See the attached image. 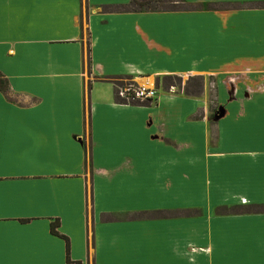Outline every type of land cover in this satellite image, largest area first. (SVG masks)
I'll return each mask as SVG.
<instances>
[{
    "label": "crops",
    "instance_id": "1",
    "mask_svg": "<svg viewBox=\"0 0 264 264\" xmlns=\"http://www.w3.org/2000/svg\"><path fill=\"white\" fill-rule=\"evenodd\" d=\"M186 1L0 0V264H264V0Z\"/></svg>",
    "mask_w": 264,
    "mask_h": 264
},
{
    "label": "trees",
    "instance_id": "2",
    "mask_svg": "<svg viewBox=\"0 0 264 264\" xmlns=\"http://www.w3.org/2000/svg\"><path fill=\"white\" fill-rule=\"evenodd\" d=\"M191 5L188 4L186 0H130L128 4L125 5H117V6H104V9H108L109 11H117V12H145V11H162V10H180V9H190ZM88 51H90V48L88 47ZM170 76L165 77V81L169 80ZM106 80L113 82L115 87H116V101L118 103L122 104H129L123 100H121L118 95H117V87L118 85L124 84L125 81H131L133 80L130 77H108ZM192 81L196 82V88L193 90L191 88V85H189L184 89L185 93L187 94H198L201 92L203 88V81L202 77H194L191 78ZM173 85L171 82H168L166 86ZM92 86V82L89 81L88 83V92H90ZM9 89V83L7 78L0 72V90L3 91L4 93H7ZM151 103V101H136V102H131L130 104L133 105H147ZM59 226V221L54 220L51 223V232L55 235L62 236L66 241H67V250L69 251V242L68 239L61 235L57 228ZM67 263L68 264H79V263H72L67 257Z\"/></svg>",
    "mask_w": 264,
    "mask_h": 264
},
{
    "label": "built area",
    "instance_id": "3",
    "mask_svg": "<svg viewBox=\"0 0 264 264\" xmlns=\"http://www.w3.org/2000/svg\"><path fill=\"white\" fill-rule=\"evenodd\" d=\"M118 97L127 102H153L157 95V88L155 86H140L134 82L126 81L124 84L118 85L117 87Z\"/></svg>",
    "mask_w": 264,
    "mask_h": 264
},
{
    "label": "rangeland",
    "instance_id": "4",
    "mask_svg": "<svg viewBox=\"0 0 264 264\" xmlns=\"http://www.w3.org/2000/svg\"><path fill=\"white\" fill-rule=\"evenodd\" d=\"M126 82V81H125ZM168 82H171L172 84H173V86H171V87H169L168 88V91H170V90H175L176 92H178V93H182V94H185L184 93V89L189 85V87H190V85H191V88L194 90L195 88H196V82H194V81H192L191 80V78H186V77H184V78H182V77H177V76H174V77H172V78H170L169 80H166L165 81V86H166V84H168ZM175 85V86H174ZM161 87V91L164 89L165 90V88L167 87ZM213 100V102L211 103L210 102V104L212 105V107H213V110H215L216 111V109H217V104L215 103L216 102V100L214 101V99H212ZM130 104V103H129ZM214 111V115L213 116H215V112ZM214 121V120H213ZM247 208H250V209H252V208H257V209H262L263 211H264V204H260V205H252V208H251V206L249 207V206H246V207H240V206H235V207H229V206H222V207H220V209H218V211H232V210H234V211H238V210H241V209H247ZM261 210V211H262ZM190 212H194V213H196L197 212V210H190V211H188V212H186L185 214L186 215H192V213H190ZM184 213V212H183Z\"/></svg>",
    "mask_w": 264,
    "mask_h": 264
}]
</instances>
